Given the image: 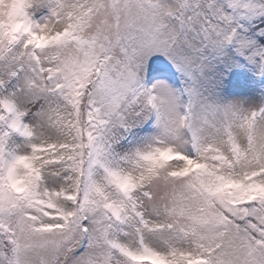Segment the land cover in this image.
Returning <instances> with one entry per match:
<instances>
[{"label":"snow or ice","instance_id":"6c2138e0","mask_svg":"<svg viewBox=\"0 0 264 264\" xmlns=\"http://www.w3.org/2000/svg\"><path fill=\"white\" fill-rule=\"evenodd\" d=\"M0 264H264V0H0Z\"/></svg>","mask_w":264,"mask_h":264}]
</instances>
